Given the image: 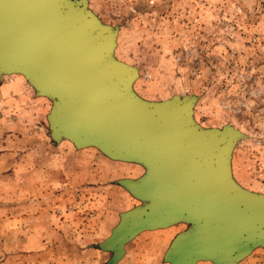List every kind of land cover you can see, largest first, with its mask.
I'll list each match as a JSON object with an SVG mask.
<instances>
[{"label": "rangeland", "instance_id": "1", "mask_svg": "<svg viewBox=\"0 0 264 264\" xmlns=\"http://www.w3.org/2000/svg\"><path fill=\"white\" fill-rule=\"evenodd\" d=\"M86 1L117 29L114 57L138 70L135 94L156 103L195 96L197 125L239 130L232 178L264 195V0ZM52 105L22 74L0 78V264H108L113 252L99 245L143 204L118 182L147 168L54 142ZM188 228L142 232L116 264H170L164 256ZM238 264H264V248Z\"/></svg>", "mask_w": 264, "mask_h": 264}, {"label": "water", "instance_id": "2", "mask_svg": "<svg viewBox=\"0 0 264 264\" xmlns=\"http://www.w3.org/2000/svg\"><path fill=\"white\" fill-rule=\"evenodd\" d=\"M86 0H0V78L22 74L48 114L54 142L93 146L113 160L142 164L124 186L143 204L121 214L99 248L116 264L145 231L189 224L170 244V264H238L264 248V195L241 188L230 159L242 133L204 129L197 98L147 102L132 88L138 70L114 57L117 29Z\"/></svg>", "mask_w": 264, "mask_h": 264}]
</instances>
